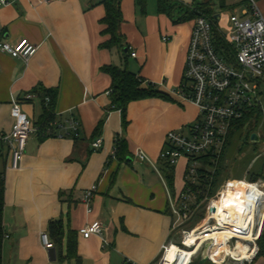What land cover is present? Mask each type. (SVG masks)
<instances>
[{"label":"crops","instance_id":"1","mask_svg":"<svg viewBox=\"0 0 264 264\" xmlns=\"http://www.w3.org/2000/svg\"><path fill=\"white\" fill-rule=\"evenodd\" d=\"M102 1L9 0L0 7V42L27 39L37 47L28 60L0 51V139L12 130L14 101L36 129L18 169L12 168L10 148L0 142L8 236L4 264H154L174 236L168 191L176 192L180 177L174 166L170 186L169 169L158 156L169 132L185 129L197 118V107L178 94L194 19L170 23L169 15L157 8L159 24L151 30L143 24L148 18L144 15L148 11L154 16L156 8L151 12L147 0L145 11L137 0L122 1L125 46L137 55L126 57L123 51L125 61L140 66L139 73L131 72L141 77L143 87L152 84L166 96L149 99L160 126L135 139L136 109L144 100L130 103L124 128L122 112L113 106L111 78L103 71L105 66L118 67L113 55L118 49L101 47L106 39L101 34ZM253 2L264 16V0ZM166 36L169 41H164ZM158 52L164 54L161 65L154 58ZM51 94L56 96L54 123L43 130L45 98ZM73 120L80 121L78 134ZM97 138L103 146L95 151ZM118 138L127 143L123 160L113 158ZM140 148L147 162L137 159ZM93 186L97 190L87 202L85 195ZM96 221L104 226L103 238L110 247L98 235L83 236L82 230ZM55 222L62 224L60 237L51 229ZM43 233L49 234L54 249L44 247Z\"/></svg>","mask_w":264,"mask_h":264},{"label":"built area","instance_id":"2","mask_svg":"<svg viewBox=\"0 0 264 264\" xmlns=\"http://www.w3.org/2000/svg\"><path fill=\"white\" fill-rule=\"evenodd\" d=\"M7 4L9 0H0V7ZM244 15L247 18L230 14L231 39L219 29L220 21L202 16L194 19L178 94L183 101L197 107L198 121L185 128L187 131L169 132L160 156L161 161L171 167L181 160L186 161L184 187L179 193L169 190L168 203L172 232H177L181 238L176 245L195 252L189 264L200 258L206 245L209 246L208 262L212 264H253L264 233V180H232L221 189H217L216 181L235 122L255 108L264 113V16L253 1L251 10H246ZM215 30L222 40H217ZM164 41L169 38L164 37ZM220 41L224 42L225 49L219 50ZM0 51L28 60L35 55L37 47L23 39L16 44L0 42ZM131 57H137L133 50ZM31 98V95L26 96V99ZM11 115L12 130L3 135L0 142L10 148L12 168L18 169L28 140L36 129L22 112L19 101L13 102ZM80 126V121L73 120L72 129L76 134ZM258 136L259 142L264 144V137L260 133ZM102 146V138L92 144L95 151ZM115 154L116 151L113 158ZM259 156H264V148ZM136 157L141 162L148 161L141 149L137 150ZM96 190L93 186L87 192V202ZM104 231L102 223L96 221L84 228L82 234L85 238L98 235L102 237L103 246L110 247L103 238ZM41 241L47 250L54 249L48 233L41 235ZM168 244L162 247L161 264H166L172 245Z\"/></svg>","mask_w":264,"mask_h":264},{"label":"trees","instance_id":"3","mask_svg":"<svg viewBox=\"0 0 264 264\" xmlns=\"http://www.w3.org/2000/svg\"><path fill=\"white\" fill-rule=\"evenodd\" d=\"M209 2L210 0H206ZM221 2V8H223V4L225 0H219ZM138 6L145 11L146 2L145 0H137ZM165 3V5L163 4ZM167 3V6H166ZM101 5L105 9V16L101 20L102 31L101 34L104 38H106L101 47L104 49L112 50L118 49L124 51L126 57L131 56V50L129 46H125V35L122 32V25L124 23L123 13H122V0H103ZM158 8L161 13H167L169 17L176 22H183L187 20H193L197 17H206L208 19L213 20V11L211 9H206L202 13L198 14L195 11H191L189 13L181 14L175 6L171 4V0H158ZM204 14L210 15V17L205 16ZM177 18V19H176ZM217 31L215 30V33ZM217 40H222L221 37L216 33ZM219 50L225 49L224 42L218 43ZM127 61V60H126ZM103 71L107 73L112 81L110 93L113 100V106L116 110H120L122 112L123 117V125L124 128L128 126L127 120V109L130 103L142 101L146 99L152 98H166L165 95L156 91V87L152 84H149L147 88L143 87V80L136 73L131 72L127 66L125 68H119L115 66H105L103 67ZM49 99L48 106L44 109V114L42 116V124L41 128L45 130V128L50 124L54 123V106L56 96L54 94L47 95L45 100ZM254 123L253 129L251 131L247 130L248 125L250 123ZM261 124H264V113L260 108L252 109L244 118L240 121L235 122L233 128L229 135L228 143L236 136L237 139L241 140L242 137L246 142L242 143L241 150L249 144L251 141V135L253 133L258 134V129ZM247 131L245 135L243 131ZM252 143V142H251ZM253 145H257L252 143ZM116 154L115 158L119 160H123L128 156L127 151V143L118 138L116 141ZM168 167V183L170 186L173 185V167L166 164ZM223 171V164L220 165L218 175ZM250 181H256L258 179L264 178V159L261 169L257 173H252L249 177ZM218 179V176H217ZM217 181V180H216ZM4 187H5V178L4 174L0 173V264L3 263V244L6 236V232L4 229ZM51 229L54 230V233L57 237L61 236L62 233V224L60 222H55L51 224ZM49 235V234H48ZM50 237V236H49ZM51 239V238H50ZM52 241V240H51ZM54 243V242H53ZM260 251L255 259L257 261L259 258L264 257V233L259 241ZM195 261V260H194ZM194 261L191 264H195ZM254 261V262H255ZM196 264H212L211 262L201 263L200 259Z\"/></svg>","mask_w":264,"mask_h":264},{"label":"rangeland","instance_id":"4","mask_svg":"<svg viewBox=\"0 0 264 264\" xmlns=\"http://www.w3.org/2000/svg\"><path fill=\"white\" fill-rule=\"evenodd\" d=\"M123 1V0H122ZM252 1L253 0H247V1H241L238 3H234L231 0H225L223 4V8H221V2L219 0H210L207 2L206 0H171V4L173 7L177 8V10L181 14L189 13L191 11H195L198 14L202 13L204 10L211 9L213 11V17L219 16V29L223 32L226 33L229 39L232 38V30L231 27L229 26V17L230 14H236L240 18H247V16L244 15V12L246 10H251L252 8ZM256 1V0H255ZM147 3H151V12L155 9L157 10V0H147ZM165 5V3H163ZM167 6V3H166ZM150 8V6H149ZM153 8V10H152ZM127 15V14H126ZM132 15V14H131ZM144 15V14H143ZM148 18L143 24H146L151 30H153L155 27H158L159 20H158V13L157 11L155 12V15L153 16L152 14H149L148 11L144 16H147ZM207 17H210L208 14H204ZM168 22L173 23L172 19L168 16H165ZM163 16V18H165ZM135 20V19H134ZM164 20V19H163ZM192 20H187L186 23H191ZM215 21V19H214ZM163 23V21H162ZM138 25L140 24V21L138 20ZM167 37V36H166ZM114 59L116 63H118V67L127 68L130 71H136L139 73L141 71L140 66H138L135 61L132 59H129L128 62L125 61V55L123 54L122 50H114L113 51ZM155 60L159 62V64H162V61L164 59V54L162 52L156 53L154 56ZM185 67V66H184ZM183 78V77H182ZM153 103L149 101V99L144 100L143 104L138 108L137 111L138 114H135V118L139 119L137 122V126L135 128V139H138L140 136L143 134L149 133L150 129L152 127L156 128L160 126V122H155V117L157 114V108L155 105H152ZM140 115V117H139ZM199 115V111L197 110V118ZM197 118L193 120L191 126H194L197 124ZM130 121V119L128 120ZM136 121V120H135ZM134 121V124H135ZM154 123H153V122ZM254 123H250L248 125L247 130L251 131L253 129ZM185 131H187L185 129ZM258 132L264 137V124H261L260 128L258 129ZM247 131H243L242 135H245ZM166 142V137L164 140V143ZM246 142L245 139L239 140L235 137L231 140V143L229 141L225 153V160L223 164V171L218 175V187L217 189H221L228 181L232 180H239L242 178H247L250 180L248 177L252 173H257L260 171L261 166L263 164V159L264 156L260 157L259 154L262 152V149L264 148V144L259 142L257 145H253L251 141L249 142L248 145H246L242 150V143ZM139 144V141H135V146L137 147ZM135 147V148H136ZM142 151H144L142 148H140ZM136 150V149H135ZM135 155V153H134ZM161 153H159L158 158L160 159ZM182 164H177L175 166V169H177L178 176L180 177L178 185L175 186L176 191L179 193L183 187H184V176H185V171H186V161L182 160ZM164 164V161H162V166ZM155 165L158 167L159 163H155ZM172 169V168H171ZM264 180V178H262ZM173 236V235H172ZM171 241L169 242L168 246L170 244H176L178 243L181 238L180 234L177 232H174V236ZM164 258V253L162 252L160 257L156 260L154 264H161L162 260ZM180 264H186L188 259L181 257ZM200 258H195L194 263L196 264L197 261H199ZM178 264V263H177ZM254 264H264V257L259 258Z\"/></svg>","mask_w":264,"mask_h":264},{"label":"bare ground","instance_id":"5","mask_svg":"<svg viewBox=\"0 0 264 264\" xmlns=\"http://www.w3.org/2000/svg\"><path fill=\"white\" fill-rule=\"evenodd\" d=\"M194 253L195 252H192L190 250L180 248L176 244H172L171 247H169V250L166 255V264H180V261L182 259L181 257L187 258L188 261L186 264H189L191 257Z\"/></svg>","mask_w":264,"mask_h":264},{"label":"water","instance_id":"6","mask_svg":"<svg viewBox=\"0 0 264 264\" xmlns=\"http://www.w3.org/2000/svg\"><path fill=\"white\" fill-rule=\"evenodd\" d=\"M214 19H215L216 22H218L220 18H219V16H215ZM259 141H260V140H259V136H258V134L253 133V134L251 135V142H252V143H255V144H258ZM208 248H209V246L206 245L205 248H204V250L202 251V254H201V256H200V261H201V263L208 262Z\"/></svg>","mask_w":264,"mask_h":264}]
</instances>
